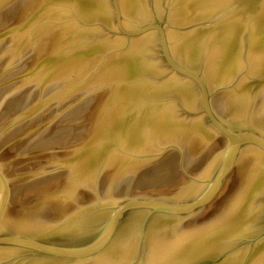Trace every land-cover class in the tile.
Returning <instances> with one entry per match:
<instances>
[{
    "label": "water",
    "instance_id": "95a60500",
    "mask_svg": "<svg viewBox=\"0 0 264 264\" xmlns=\"http://www.w3.org/2000/svg\"><path fill=\"white\" fill-rule=\"evenodd\" d=\"M0 264H264V0H0Z\"/></svg>",
    "mask_w": 264,
    "mask_h": 264
}]
</instances>
